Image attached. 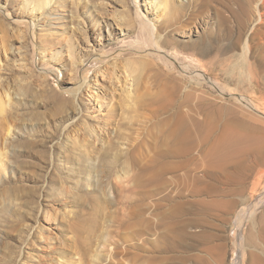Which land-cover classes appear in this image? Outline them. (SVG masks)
Masks as SVG:
<instances>
[{
  "label": "rangeland",
  "instance_id": "rangeland-1",
  "mask_svg": "<svg viewBox=\"0 0 264 264\" xmlns=\"http://www.w3.org/2000/svg\"><path fill=\"white\" fill-rule=\"evenodd\" d=\"M260 223L264 0H0V264H247Z\"/></svg>",
  "mask_w": 264,
  "mask_h": 264
},
{
  "label": "bare ground",
  "instance_id": "bare-ground-1",
  "mask_svg": "<svg viewBox=\"0 0 264 264\" xmlns=\"http://www.w3.org/2000/svg\"><path fill=\"white\" fill-rule=\"evenodd\" d=\"M146 22V21H145ZM150 22V21H149ZM147 23V22H146ZM146 23H144V24H146ZM147 26H149V32H151V36L153 37V35H155V29L153 28V25H151V24H147ZM148 28V27H147ZM158 45V44H157ZM159 47V46H158ZM215 125V124H214ZM230 133H232V132H230ZM225 134V133H224ZM228 134V133H227ZM225 136H226V134H225ZM235 137V136H234ZM233 136L231 137V135H230V137H228L227 139H226V143H225V145H224V152H232V151H236V149L235 148H231L230 150H229V148H227V146H230V145H236V144H238V141H237V139L235 140V141H233V138H234ZM224 138H226V137H224ZM260 182H261V180H259ZM260 182H258V183H256L254 186L255 187H258V185L260 184ZM253 210V209H252ZM254 212V211H253ZM251 213V212H250ZM249 213V214H250ZM260 222H262V221H260ZM259 223V222H258ZM259 225V224H258ZM257 227V226H256ZM259 230L258 231H256V234L258 235V238L260 239V240H263L264 241V233H263V223H260V225H259V227H257ZM256 241H251V246L252 247H254L255 249H258L259 248V246H257V244H254ZM245 255V254H244ZM247 264H264V252L263 253H260V252H258V251H253V252H251L250 253V255H249V262L247 263Z\"/></svg>",
  "mask_w": 264,
  "mask_h": 264
}]
</instances>
